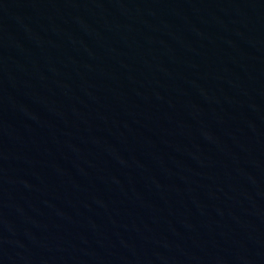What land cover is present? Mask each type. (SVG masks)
I'll use <instances>...</instances> for the list:
<instances>
[{"label":"water","instance_id":"obj_1","mask_svg":"<svg viewBox=\"0 0 264 264\" xmlns=\"http://www.w3.org/2000/svg\"><path fill=\"white\" fill-rule=\"evenodd\" d=\"M0 264H264V0H0Z\"/></svg>","mask_w":264,"mask_h":264}]
</instances>
